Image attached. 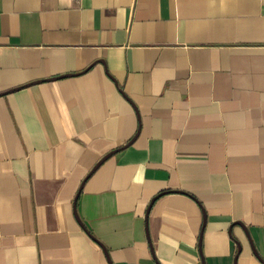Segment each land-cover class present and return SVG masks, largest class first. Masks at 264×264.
<instances>
[{
	"label": "crops",
	"instance_id": "crops-1",
	"mask_svg": "<svg viewBox=\"0 0 264 264\" xmlns=\"http://www.w3.org/2000/svg\"><path fill=\"white\" fill-rule=\"evenodd\" d=\"M0 264H264V0H0Z\"/></svg>",
	"mask_w": 264,
	"mask_h": 264
},
{
	"label": "water",
	"instance_id": "water-1",
	"mask_svg": "<svg viewBox=\"0 0 264 264\" xmlns=\"http://www.w3.org/2000/svg\"><path fill=\"white\" fill-rule=\"evenodd\" d=\"M122 147H124V146H121V147H119V148H116L115 150H113L112 152H115V151H117V150H119V149H121ZM111 154V153H110ZM110 154H107V155H105L101 160H99L98 162H97V164L92 168V170L91 171H93L106 157H108ZM80 189H81V186L79 187V190H78V192L80 191ZM78 194V193H77ZM75 216L77 217V219H78V221L80 222V220H79V218H78V216H77V214H76V211H75ZM80 224L81 225H83L82 224V222H80ZM255 253H256V251H254ZM257 254V253H256Z\"/></svg>",
	"mask_w": 264,
	"mask_h": 264
}]
</instances>
